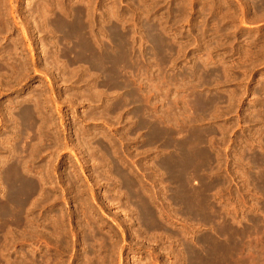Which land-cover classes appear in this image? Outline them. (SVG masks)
<instances>
[{"label": "rangeland", "instance_id": "obj_1", "mask_svg": "<svg viewBox=\"0 0 264 264\" xmlns=\"http://www.w3.org/2000/svg\"><path fill=\"white\" fill-rule=\"evenodd\" d=\"M0 264H264V0H0Z\"/></svg>", "mask_w": 264, "mask_h": 264}, {"label": "bare ground", "instance_id": "obj_2", "mask_svg": "<svg viewBox=\"0 0 264 264\" xmlns=\"http://www.w3.org/2000/svg\"><path fill=\"white\" fill-rule=\"evenodd\" d=\"M56 26L62 28L60 24H56ZM28 115H29V113H26V116H28ZM26 123H27V124L30 123V119H29V118L26 119ZM171 167H172V166L168 165V168H169V169H171Z\"/></svg>", "mask_w": 264, "mask_h": 264}]
</instances>
